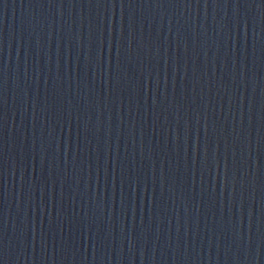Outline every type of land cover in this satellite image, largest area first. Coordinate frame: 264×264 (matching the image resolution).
Instances as JSON below:
<instances>
[{
  "label": "water",
  "instance_id": "95a60500",
  "mask_svg": "<svg viewBox=\"0 0 264 264\" xmlns=\"http://www.w3.org/2000/svg\"><path fill=\"white\" fill-rule=\"evenodd\" d=\"M0 264H264V0H0Z\"/></svg>",
  "mask_w": 264,
  "mask_h": 264
}]
</instances>
